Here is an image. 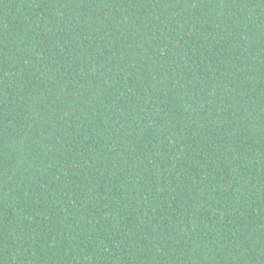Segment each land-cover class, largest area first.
Returning <instances> with one entry per match:
<instances>
[{"label":"trees","instance_id":"1","mask_svg":"<svg viewBox=\"0 0 264 264\" xmlns=\"http://www.w3.org/2000/svg\"><path fill=\"white\" fill-rule=\"evenodd\" d=\"M0 264H264V0H0Z\"/></svg>","mask_w":264,"mask_h":264}]
</instances>
